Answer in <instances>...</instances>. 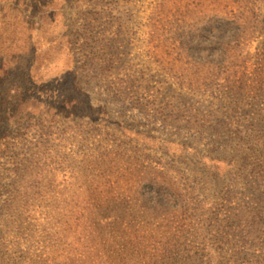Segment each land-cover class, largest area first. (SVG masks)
I'll return each mask as SVG.
<instances>
[{"label": "rangeland", "instance_id": "obj_1", "mask_svg": "<svg viewBox=\"0 0 264 264\" xmlns=\"http://www.w3.org/2000/svg\"><path fill=\"white\" fill-rule=\"evenodd\" d=\"M61 6L27 23V73L8 74L37 114L0 142V226L21 209L25 230H63L77 196L65 186L87 185L92 168L118 187L129 171L139 178L124 188L143 177L146 198L115 196L102 230L147 218L158 264H264V0ZM18 15L0 6L5 39L27 27ZM27 184L30 203L12 202ZM7 226L15 240L22 229Z\"/></svg>", "mask_w": 264, "mask_h": 264}, {"label": "trees", "instance_id": "obj_2", "mask_svg": "<svg viewBox=\"0 0 264 264\" xmlns=\"http://www.w3.org/2000/svg\"><path fill=\"white\" fill-rule=\"evenodd\" d=\"M62 3L63 0H0V6L8 5L10 10L15 8L16 14L19 13L16 18L22 15V25L32 24L35 16L44 18L45 9L48 8L52 9L55 17L58 10L62 13ZM42 11L45 12L43 15H41ZM13 18L14 16L11 22L16 21V18ZM30 28L31 26L27 24V27H21L22 32L12 30L7 39L3 37V34L0 35V142L20 128L22 118H32L37 114V110L29 106V102L32 101L31 91L25 90L24 86L19 84L20 80L9 82L10 73L18 74L20 71L27 73L26 58H29L31 54L21 56L19 50L24 47L17 45V42H24V37L29 36L26 33L27 29ZM2 84L6 87H2ZM95 170L92 168L85 170L87 185L65 186V194L67 190L73 188L77 196H75L76 205L69 210V214L67 210L71 202L65 200L63 230H50L51 232L42 230L40 234H35L39 230H25L32 228L27 217L24 216L25 212L20 208L15 218L9 221L7 219L0 226V264H39V260L40 264H158L160 258L158 246H151L156 233L154 230H149L148 226L144 230L147 218L141 219L142 221H139L137 225L133 224L131 228H124V230H102V219H107L104 213L112 209L115 196H122L121 201L124 203L128 202L126 198L129 195L132 202L145 200V192L142 194L139 190L143 177L131 187L124 188L123 181L130 179L135 181L139 178V174L127 171L128 175L121 171L115 175L117 176L115 182L120 181L118 187L109 186L110 183H107L110 182L109 180H106L107 182L98 180V173ZM101 175L105 177L106 172L103 171ZM152 183L157 185L158 182L153 180ZM31 188L32 184L24 185L17 190L13 188L10 193V197H13L11 201L23 198L20 203L27 205L30 203ZM119 188L121 190L118 192ZM128 188L131 194L124 193ZM113 190H116L117 194ZM130 203L129 201V205ZM18 205L20 207V204ZM25 210L27 211L28 208ZM147 210L148 208L140 212H147ZM111 222L108 221L104 226H110ZM7 225L12 227L16 225L17 230L22 229L15 232V240L10 234L13 230H9ZM36 236H42L44 240L41 249L35 243ZM45 239L50 242L45 243ZM26 240L28 245L23 248L22 244Z\"/></svg>", "mask_w": 264, "mask_h": 264}]
</instances>
